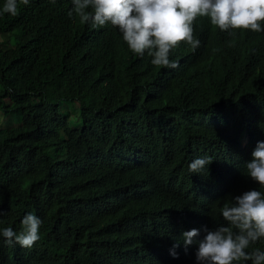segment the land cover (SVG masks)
Here are the masks:
<instances>
[{
	"label": "trees",
	"instance_id": "trees-1",
	"mask_svg": "<svg viewBox=\"0 0 264 264\" xmlns=\"http://www.w3.org/2000/svg\"><path fill=\"white\" fill-rule=\"evenodd\" d=\"M63 4L0 15V111L15 125L0 129V264H198L195 242L171 254L181 232L199 225L203 239L237 189L264 191L236 185L264 141V31L201 19L199 46L158 68L119 31L108 48L77 38ZM65 102L78 104L74 129ZM204 157V174L191 173ZM28 213L40 239L22 252L2 230L19 234Z\"/></svg>",
	"mask_w": 264,
	"mask_h": 264
},
{
	"label": "clouds",
	"instance_id": "clouds-1",
	"mask_svg": "<svg viewBox=\"0 0 264 264\" xmlns=\"http://www.w3.org/2000/svg\"><path fill=\"white\" fill-rule=\"evenodd\" d=\"M29 2L5 0L0 15L16 16L18 5L27 6ZM201 19L223 32H261L264 0H64L60 16L64 29H72L77 38L93 40L101 48H108L119 31L131 52L145 60L152 57V65L158 68L177 66L170 57L180 60L176 56L178 47L183 45L193 52L199 46L196 25ZM252 157L251 161L246 157L236 185L250 187L252 180L264 189V141L257 143ZM211 163L210 158H196L189 164V171L204 174ZM149 179L139 182L140 190ZM237 191L229 196L232 202L220 209L226 224L212 231L206 228L207 234L200 240L195 239L199 225L185 228L173 246L174 258L178 257L177 248L187 249L195 242L198 264H264V250L246 251L264 240V191L253 189L235 196ZM21 223L19 234L7 227L2 236L9 246L15 242L16 250L25 252L40 239L42 221L28 213Z\"/></svg>",
	"mask_w": 264,
	"mask_h": 264
},
{
	"label": "rangeland",
	"instance_id": "rangeland-1",
	"mask_svg": "<svg viewBox=\"0 0 264 264\" xmlns=\"http://www.w3.org/2000/svg\"><path fill=\"white\" fill-rule=\"evenodd\" d=\"M73 103L76 102H65L62 108L65 111V115H69V121H68V125L70 127H72L71 129H74L79 121L78 119V106H76V104L73 105ZM78 105V104H77ZM10 127H15V125H13L12 123H10L9 119L5 116L2 115L1 111H0V129L2 128H10ZM68 126H66L67 128Z\"/></svg>",
	"mask_w": 264,
	"mask_h": 264
},
{
	"label": "bare ground",
	"instance_id": "bare-ground-1",
	"mask_svg": "<svg viewBox=\"0 0 264 264\" xmlns=\"http://www.w3.org/2000/svg\"><path fill=\"white\" fill-rule=\"evenodd\" d=\"M190 249V248H189Z\"/></svg>",
	"mask_w": 264,
	"mask_h": 264
}]
</instances>
